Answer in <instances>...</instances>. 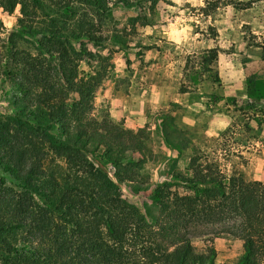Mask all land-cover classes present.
Listing matches in <instances>:
<instances>
[{"label": "trees", "instance_id": "trees-1", "mask_svg": "<svg viewBox=\"0 0 264 264\" xmlns=\"http://www.w3.org/2000/svg\"><path fill=\"white\" fill-rule=\"evenodd\" d=\"M263 1L205 0V10L245 11ZM157 3L0 0L10 15L20 7L0 46V83L18 95L16 110L0 117V264H216V250L193 241L221 235L243 242L238 264H264V182L247 179L239 167L247 161L233 146L222 159L196 150L183 170L172 161L149 204L122 192L147 190L153 155L145 129L95 117L107 65L89 46L109 42L104 27L114 8L138 10L144 25V6ZM114 42L127 48L120 37ZM257 47L264 53V44ZM217 52L199 57L197 80L214 72ZM247 108L243 125L232 124L222 139L249 138L250 123L264 117L249 116L255 104Z\"/></svg>", "mask_w": 264, "mask_h": 264}, {"label": "rangeland", "instance_id": "rangeland-1", "mask_svg": "<svg viewBox=\"0 0 264 264\" xmlns=\"http://www.w3.org/2000/svg\"><path fill=\"white\" fill-rule=\"evenodd\" d=\"M144 7V25L136 22L138 10L114 8L104 27L109 42L89 46L107 65V77L96 93L95 117L108 116L133 131L145 129L153 155L145 167L147 190L133 195L122 187L124 196L139 207L149 204L152 190L167 180L162 173L172 161L183 170L196 150H215L222 159L230 146L247 161L239 165L247 179L264 182V119L250 123L249 138L242 133L221 138L232 124L243 125L240 110H248V104H255L250 117L255 111L254 117H264V53L257 47L264 44V1L249 10L226 7L213 14L206 12L205 0H158L153 10L149 4ZM19 17L20 7L11 15L0 8V46ZM118 37L127 48L114 42ZM213 48L218 50L214 72L197 80L199 57ZM17 96L0 83V117L16 110ZM225 141L229 145L223 148ZM193 244L200 251L214 248L216 264H238L244 253L243 242L227 235Z\"/></svg>", "mask_w": 264, "mask_h": 264}]
</instances>
